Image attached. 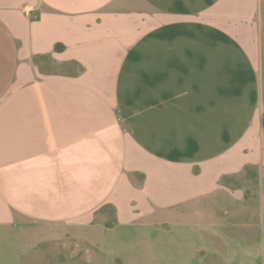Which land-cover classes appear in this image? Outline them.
Masks as SVG:
<instances>
[{
  "label": "crops",
  "instance_id": "0c3cea01",
  "mask_svg": "<svg viewBox=\"0 0 264 264\" xmlns=\"http://www.w3.org/2000/svg\"><path fill=\"white\" fill-rule=\"evenodd\" d=\"M223 1L0 0L11 264H264V193L233 182L264 179L260 85Z\"/></svg>",
  "mask_w": 264,
  "mask_h": 264
},
{
  "label": "rangeland",
  "instance_id": "374dc122",
  "mask_svg": "<svg viewBox=\"0 0 264 264\" xmlns=\"http://www.w3.org/2000/svg\"><path fill=\"white\" fill-rule=\"evenodd\" d=\"M217 12L220 22L240 40L256 64L260 85L258 114L264 130V0H224ZM233 182L234 186L246 187L258 196L264 193V179L257 165L248 166L243 177ZM0 248L3 250L0 263L11 264L10 254L4 252L7 244H0Z\"/></svg>",
  "mask_w": 264,
  "mask_h": 264
},
{
  "label": "trees",
  "instance_id": "16d2710c",
  "mask_svg": "<svg viewBox=\"0 0 264 264\" xmlns=\"http://www.w3.org/2000/svg\"><path fill=\"white\" fill-rule=\"evenodd\" d=\"M63 48V46H61V45H58L57 46V49L59 50V49H62Z\"/></svg>",
  "mask_w": 264,
  "mask_h": 264
}]
</instances>
